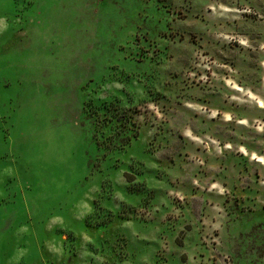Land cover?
I'll use <instances>...</instances> for the list:
<instances>
[{"label": "rangeland", "instance_id": "374dc122", "mask_svg": "<svg viewBox=\"0 0 264 264\" xmlns=\"http://www.w3.org/2000/svg\"><path fill=\"white\" fill-rule=\"evenodd\" d=\"M0 264H264V0H0Z\"/></svg>", "mask_w": 264, "mask_h": 264}]
</instances>
